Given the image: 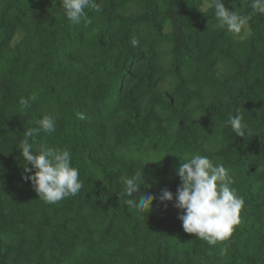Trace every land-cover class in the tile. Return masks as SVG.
Returning a JSON list of instances; mask_svg holds the SVG:
<instances>
[{
	"label": "trees",
	"instance_id": "16d2710c",
	"mask_svg": "<svg viewBox=\"0 0 264 264\" xmlns=\"http://www.w3.org/2000/svg\"><path fill=\"white\" fill-rule=\"evenodd\" d=\"M222 2L251 15L239 35L210 27L214 0H90L102 11L80 24L62 0H0V264H264V14ZM45 116L55 130L28 138L30 151H68L82 184L54 204L24 179L36 169L19 148ZM195 155L223 165L244 202L216 245L158 198L175 196ZM137 172L157 197L145 213L119 198Z\"/></svg>",
	"mask_w": 264,
	"mask_h": 264
},
{
	"label": "clouds",
	"instance_id": "9594fccd",
	"mask_svg": "<svg viewBox=\"0 0 264 264\" xmlns=\"http://www.w3.org/2000/svg\"><path fill=\"white\" fill-rule=\"evenodd\" d=\"M62 7L67 18L75 24H80L82 20L91 23L85 13L86 8L96 12L102 11L100 5L91 4L90 0H62ZM233 7H237L235 0H233ZM214 8L217 23L210 24V27L227 28L235 35H239L251 19V15H240L237 11H230L222 0H214ZM251 8L253 14L256 12L264 14V0H254ZM200 11L206 14L205 7H200ZM132 43L135 45L136 41L133 40ZM29 99L35 101L36 97L33 95ZM20 104L27 107L28 100L21 98ZM78 115L79 118L85 119L83 114ZM54 119V117L45 116L37 121L39 127L25 130V139L19 145L26 161L25 172L36 169L34 175L25 176L24 179H31L39 198L51 204L65 197L75 196L82 188L78 170L69 166L68 151L47 149L44 145L36 149L38 154L34 155L30 151L33 147L28 138L37 136L41 131L53 132ZM242 119V115L239 114L229 116V123L240 137H244L243 129L247 128V125H242ZM176 171L182 181L177 193L174 196L167 188L162 189L159 200L172 201L174 207L183 210L184 214L180 215L179 219L186 233L194 234L210 245L228 240L235 226L240 223V212L244 202L229 188V174L225 167L213 166L207 157L195 155L190 161L183 162ZM143 176V172H137L132 178L120 177L123 188L119 198L123 199L129 208L142 210L145 213L152 208V201L157 197L151 192L141 193V186H148L146 182L139 183L143 180ZM134 193L137 195L132 198Z\"/></svg>",
	"mask_w": 264,
	"mask_h": 264
}]
</instances>
